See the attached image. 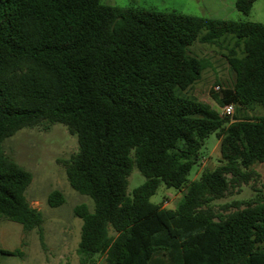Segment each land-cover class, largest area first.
<instances>
[{"label":"trees","instance_id":"16d2710c","mask_svg":"<svg viewBox=\"0 0 264 264\" xmlns=\"http://www.w3.org/2000/svg\"><path fill=\"white\" fill-rule=\"evenodd\" d=\"M253 2L236 7L248 14ZM196 42L226 51L233 80L211 95L220 108L235 104L233 116L188 94L210 66ZM55 123L78 138L62 161L68 181L94 202L74 208L81 264H264L255 168L264 163V23L102 0H0V219L37 230L43 244V214L26 197L33 174L3 142ZM211 133L220 164L190 180ZM134 166L146 180L129 193ZM162 183L182 191L175 208L151 201ZM242 185L248 199L216 206ZM48 202L65 196L53 190ZM2 254L24 255L0 247V264Z\"/></svg>","mask_w":264,"mask_h":264},{"label":"rangeland","instance_id":"374dc122","mask_svg":"<svg viewBox=\"0 0 264 264\" xmlns=\"http://www.w3.org/2000/svg\"><path fill=\"white\" fill-rule=\"evenodd\" d=\"M237 0H102L105 4L122 7H141L160 11H177L198 16L223 18L234 21H252L264 23V0H254L248 14L236 7ZM193 52L210 61L200 81L193 85L188 94L211 104L219 111L221 108L211 95V90L220 82L231 83L233 76L229 71L226 52L216 45L196 42ZM259 111V110H258ZM260 113V112H259ZM3 149L17 163L33 174L31 184L26 190L30 204L39 209L44 218V244L37 230L25 231L20 223L0 219V247L21 249L23 256L2 254V264H81L77 249L81 236L82 219L75 215L74 208L87 203L94 210L93 200L79 193L69 183L63 160L69 159L79 150L78 138L71 134L66 125L55 123L48 126L25 127L18 130L3 142ZM220 141L216 133L205 139L200 150L198 163L189 174V179H198L202 171L214 169L220 164ZM264 182V163L255 165ZM128 192L144 183L146 177L137 166L129 176ZM259 185V184H258ZM260 186V185H259ZM59 190L65 196V202L53 207L48 202L49 193ZM253 193L250 185L234 188L223 199L216 200V206L233 200H246ZM182 197V191L167 187L162 183L151 201L175 208ZM111 234L114 231L111 229ZM95 264H104L97 257Z\"/></svg>","mask_w":264,"mask_h":264},{"label":"built area","instance_id":"2783aa9c","mask_svg":"<svg viewBox=\"0 0 264 264\" xmlns=\"http://www.w3.org/2000/svg\"><path fill=\"white\" fill-rule=\"evenodd\" d=\"M216 88L219 89L220 86L217 85ZM220 112H221L224 116H233L234 113H235V104H233V103H229V104L225 105L224 107L221 108Z\"/></svg>","mask_w":264,"mask_h":264}]
</instances>
